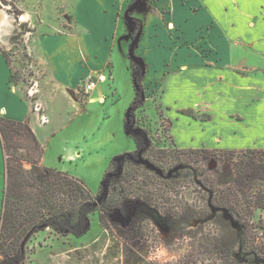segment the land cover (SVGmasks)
<instances>
[{
	"label": "trees",
	"instance_id": "trees-1",
	"mask_svg": "<svg viewBox=\"0 0 264 264\" xmlns=\"http://www.w3.org/2000/svg\"><path fill=\"white\" fill-rule=\"evenodd\" d=\"M140 101L127 111L135 148L111 159L96 194L79 178L42 165L43 146L31 127L0 115L6 176L0 264H25L26 244L38 230L83 235L94 212L124 243L162 240L177 253L148 264H264V218L256 213L264 212V149L180 148L172 138L170 146L153 145L129 118ZM208 161L227 166L244 190L211 174ZM113 211L121 220L111 219Z\"/></svg>",
	"mask_w": 264,
	"mask_h": 264
},
{
	"label": "rangeland",
	"instance_id": "rangeland-1",
	"mask_svg": "<svg viewBox=\"0 0 264 264\" xmlns=\"http://www.w3.org/2000/svg\"><path fill=\"white\" fill-rule=\"evenodd\" d=\"M134 1L136 0H121L119 7L121 20L126 25L122 36L127 37L128 43L123 52L118 44L117 50L112 54L114 82L111 85V63L108 62L107 67L101 68L97 57L94 58L90 52H81L80 42L76 41L79 28L73 21L74 0H0L1 19L3 18L0 35L6 44L4 54L11 65L10 81L28 103L32 98L34 105H38L47 117V122L42 127L34 124L39 133V142L43 151L45 150L43 165L79 178L93 194L97 193L111 159L135 148L127 121V110L135 99L140 98L141 101L130 109L129 118L136 134L145 133L156 146L171 144L170 120H162L160 115L164 112L158 101L160 84L162 73L169 70L172 58H186L183 53H168L164 55L162 64L160 54H151L153 59H146L145 54L140 53L135 46L134 53L144 61L145 74H141V68L130 61L127 49L139 30L138 18L145 17L148 6L141 7L144 2L141 0L130 12L136 20L134 25H130L123 15ZM94 36L97 38L98 34L95 33ZM197 40L194 43L196 49L188 53L189 56H194V65L214 61V55L210 56L212 53L199 51L197 46H202V40ZM86 57L96 64L91 73L96 74L104 69L109 78L104 84V100L89 103L86 114L74 117L69 101L75 97L83 105L90 94L83 91L87 73L81 71V63ZM133 78L139 84L138 91L135 90ZM110 85L111 88L107 89ZM48 105L50 108L54 107L52 113ZM60 106V110H54ZM29 107L30 110L34 108L33 105ZM68 151H79V158L73 161L62 158ZM30 166L29 162L23 163L25 169ZM205 166L215 177L223 181L231 180L244 190L237 177L229 176L231 171L224 164L208 161ZM89 217L90 229L79 237H63L49 228L35 232L26 244L24 263L148 264L177 256L175 249L162 240L146 244L137 241L124 243L115 236V228H104L97 212ZM111 219L121 220V216L113 211ZM255 220L257 222L258 218L255 217Z\"/></svg>",
	"mask_w": 264,
	"mask_h": 264
},
{
	"label": "crops",
	"instance_id": "crops-1",
	"mask_svg": "<svg viewBox=\"0 0 264 264\" xmlns=\"http://www.w3.org/2000/svg\"><path fill=\"white\" fill-rule=\"evenodd\" d=\"M146 5L148 13L138 18L139 52L146 59L160 54L162 64L168 53H183L186 58H172L169 70L162 73L158 97L174 143L180 148L264 149V0H144L141 7ZM120 6L121 0H74L73 4L80 50L97 57L101 68L111 63V85L112 54L118 44L123 52L128 43L122 36L126 25ZM2 20L0 13V27ZM197 38L202 40L199 51L212 53L214 61L194 65V56L188 53L196 49ZM5 45L0 35V115L26 122L40 141L30 104L10 81ZM94 68L96 64L87 57L81 63L84 74ZM107 80L90 92L83 105L75 97L69 101L74 117L86 114L89 103L104 100ZM48 106L52 113L54 107ZM184 109L195 116L182 113ZM79 156V151H68L62 158L73 161ZM5 182L0 142V215ZM256 213L264 218V212Z\"/></svg>",
	"mask_w": 264,
	"mask_h": 264
},
{
	"label": "water",
	"instance_id": "water-1",
	"mask_svg": "<svg viewBox=\"0 0 264 264\" xmlns=\"http://www.w3.org/2000/svg\"><path fill=\"white\" fill-rule=\"evenodd\" d=\"M140 2H141V0L134 1L124 11L123 17H124L125 21L128 24H130V25H134L135 22H136L135 18L130 15V12H132L138 6V4ZM139 36H140V30H138V32L136 33V35L132 38V40H131V42H130V44L128 46V49H127V55H128V57H129V59H130L131 62H133L134 64L138 65L141 68V74L144 75L145 74L144 61H143V59L140 56H138V55H136L134 53V48H135L136 44L138 43ZM133 83H134L135 90L138 91L140 89L139 88V84L137 83V80H135L134 78H133ZM141 98H143V94H141ZM128 130H131V129L128 127Z\"/></svg>",
	"mask_w": 264,
	"mask_h": 264
},
{
	"label": "built area",
	"instance_id": "built-area-1",
	"mask_svg": "<svg viewBox=\"0 0 264 264\" xmlns=\"http://www.w3.org/2000/svg\"><path fill=\"white\" fill-rule=\"evenodd\" d=\"M91 72L92 71L87 73V76L83 82V91L85 93H90L98 86V84L107 80V75L105 73L98 71L96 74H93ZM29 104L34 106L31 111L33 113L35 124H37L38 126L44 125L47 122L46 115L40 110L38 105H34V101L32 98L29 99Z\"/></svg>",
	"mask_w": 264,
	"mask_h": 264
}]
</instances>
